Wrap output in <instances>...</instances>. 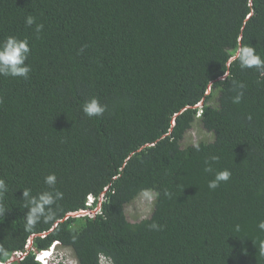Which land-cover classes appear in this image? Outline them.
Wrapping results in <instances>:
<instances>
[{
    "label": "trees",
    "instance_id": "16d2710c",
    "mask_svg": "<svg viewBox=\"0 0 264 264\" xmlns=\"http://www.w3.org/2000/svg\"><path fill=\"white\" fill-rule=\"evenodd\" d=\"M8 36L29 41L31 71L0 76V264L54 244L78 264H264V67L231 59L241 44L264 59V0H0ZM92 97L103 116L83 113ZM195 120L212 134L199 151L181 146ZM52 173L63 198L29 227L23 189ZM143 192L152 213L129 222ZM88 195L100 211L75 215Z\"/></svg>",
    "mask_w": 264,
    "mask_h": 264
},
{
    "label": "clouds",
    "instance_id": "9594fccd",
    "mask_svg": "<svg viewBox=\"0 0 264 264\" xmlns=\"http://www.w3.org/2000/svg\"><path fill=\"white\" fill-rule=\"evenodd\" d=\"M25 23L27 26L32 27L35 25V32L39 34L43 30V24L36 23V18L29 15L25 18ZM30 46L27 39H21L17 36H8L3 41H0V76H11V77H22L24 79L28 78V74L31 71L30 66L26 63L30 55ZM232 61H238L241 68H262L264 67V59H262L257 53L255 47L251 45L241 44L237 47L232 55ZM245 85L243 83L233 82V88L243 89ZM243 96V91H238L236 96L233 97V103H239ZM198 108L196 112V119L200 115L201 103L196 105ZM83 113L89 117H99L107 111V105L102 104L100 100L96 97L90 98L82 105ZM195 150H200L199 143H194L192 145ZM218 156H212L209 160L205 161V172H212V164L218 162ZM231 172L228 169H224L215 173L214 179L210 180L208 183L209 189H215L219 186L221 182H226L230 179ZM57 177L54 173L49 174L45 177V184L48 185L50 190L43 191L36 196L31 195L30 189H23V199L27 201L25 204L26 209V221L29 227L35 226L41 218L47 220H52L55 212L52 206L60 199L63 198V193L55 189ZM8 191V186L4 179L0 178V216H3L5 209L3 207L2 201L5 193ZM166 196L171 194L168 192L164 193ZM100 201L101 198H95L92 195L86 197L85 204L88 207L85 210L84 215L94 216L100 211ZM97 210V211H96ZM80 211V212H81ZM79 212V213H80ZM89 212V213H88ZM76 215V214H75ZM151 228L159 229L161 226L153 223L150 225ZM261 230H264V221H261L258 225ZM261 250L264 251V241L260 244ZM46 253V259L48 264H66V259L63 256L59 245H52L48 249L37 251L34 254L35 261L43 264L42 261L38 260V253ZM103 264V262H100ZM109 263V262H107ZM68 264H78L75 258L68 261Z\"/></svg>",
    "mask_w": 264,
    "mask_h": 264
},
{
    "label": "rangeland",
    "instance_id": "374dc122",
    "mask_svg": "<svg viewBox=\"0 0 264 264\" xmlns=\"http://www.w3.org/2000/svg\"><path fill=\"white\" fill-rule=\"evenodd\" d=\"M211 104H216V96L213 98ZM211 141L212 134L207 132L202 125L195 120L192 127L185 133L181 141V146L198 143L199 141ZM153 192H143L136 199L125 206L126 218L129 222H138L142 219L148 218L152 213L153 208ZM63 256L66 259V264L72 258H75L72 249L69 247H59Z\"/></svg>",
    "mask_w": 264,
    "mask_h": 264
},
{
    "label": "built area",
    "instance_id": "2783aa9c",
    "mask_svg": "<svg viewBox=\"0 0 264 264\" xmlns=\"http://www.w3.org/2000/svg\"><path fill=\"white\" fill-rule=\"evenodd\" d=\"M97 211V210H96ZM86 212L85 211H81L80 213H76V215H84ZM89 213V212H88ZM38 260L42 261L43 264H48L47 263V259H46V253L44 252H41V253H38ZM55 264V263H54Z\"/></svg>",
    "mask_w": 264,
    "mask_h": 264
}]
</instances>
